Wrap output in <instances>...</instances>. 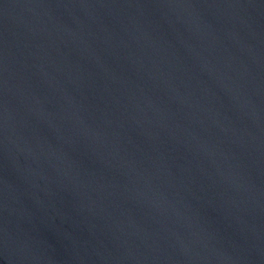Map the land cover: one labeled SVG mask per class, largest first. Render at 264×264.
<instances>
[{
  "label": "water",
  "instance_id": "water-1",
  "mask_svg": "<svg viewBox=\"0 0 264 264\" xmlns=\"http://www.w3.org/2000/svg\"><path fill=\"white\" fill-rule=\"evenodd\" d=\"M0 264H264V0H0Z\"/></svg>",
  "mask_w": 264,
  "mask_h": 264
}]
</instances>
